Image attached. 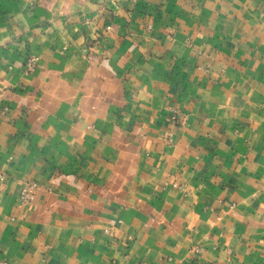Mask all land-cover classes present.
<instances>
[{
  "label": "crops",
  "instance_id": "0c3cea01",
  "mask_svg": "<svg viewBox=\"0 0 264 264\" xmlns=\"http://www.w3.org/2000/svg\"><path fill=\"white\" fill-rule=\"evenodd\" d=\"M0 264H264V0H0Z\"/></svg>",
  "mask_w": 264,
  "mask_h": 264
},
{
  "label": "built area",
  "instance_id": "2783aa9c",
  "mask_svg": "<svg viewBox=\"0 0 264 264\" xmlns=\"http://www.w3.org/2000/svg\"><path fill=\"white\" fill-rule=\"evenodd\" d=\"M35 61L36 58L31 56L27 59L26 63H25V69L26 71H30L33 69L34 65H35ZM35 187V183L31 182L29 183L27 186H25L21 191H20V198L23 201H29L32 198V191Z\"/></svg>",
  "mask_w": 264,
  "mask_h": 264
}]
</instances>
